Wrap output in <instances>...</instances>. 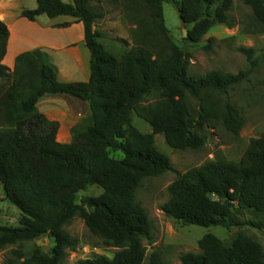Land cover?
<instances>
[{
  "label": "trees",
  "instance_id": "16d2710c",
  "mask_svg": "<svg viewBox=\"0 0 264 264\" xmlns=\"http://www.w3.org/2000/svg\"><path fill=\"white\" fill-rule=\"evenodd\" d=\"M165 1L192 27L185 42L198 45L216 24L235 25L233 0H37V8L22 9L21 17L68 16L84 25L90 79L63 83L42 49L20 54L12 72L3 64L10 32L0 19V184L21 213L19 227L0 226V249L42 236L54 241L49 253L14 250L6 264H63L78 245L65 230L75 218L103 245L118 249L113 258L94 256L75 264H162L159 252L147 254L144 241L153 244V225L137 201L144 179L173 171L155 136L184 151L202 149L206 128L216 123L238 135L243 119L229 100H216L215 94L227 95L251 73L214 70L191 77V54L173 42L165 25ZM242 1L253 14L245 31L264 32V0ZM105 4L120 7L133 27L132 46L118 53L108 50L95 30ZM240 51L252 60L250 49ZM47 95L89 104L90 115L72 130L70 144L58 142L59 123L37 109ZM189 97L198 103L195 113ZM133 114L153 132L133 126ZM117 152L123 158L112 156ZM93 185L104 192L78 204V194ZM168 192L161 210L185 226L264 230V133L251 139L238 162L218 159L194 167L177 175ZM198 245L199 253L181 255L182 264H264V246L245 235L225 244L206 234Z\"/></svg>",
  "mask_w": 264,
  "mask_h": 264
},
{
  "label": "rangeland",
  "instance_id": "374dc122",
  "mask_svg": "<svg viewBox=\"0 0 264 264\" xmlns=\"http://www.w3.org/2000/svg\"><path fill=\"white\" fill-rule=\"evenodd\" d=\"M26 1L31 2V0ZM62 1L73 3V0ZM233 2L234 8L231 15L235 22L234 27L216 24L198 45L183 41L185 39L183 30L186 29L189 32L192 27H186L182 23L173 3L166 1L163 3L165 25L171 39L191 54L189 67L191 77H203L214 70L231 74L251 70V73L246 80L231 88L227 95L215 94L216 100H229L243 119L244 124L238 135H234L220 123H216L206 128L208 141L202 149L184 151L171 149L163 135L155 136L157 147L171 159L173 171L144 179L137 191V201L146 209L153 225V244L144 241L147 254L150 256L154 251L159 252L162 264H182L181 255L199 253V241L206 234L215 235L225 244H231L239 235H245L264 246V230L249 226L231 229L185 226L167 217L161 210V206L169 199L168 187L177 175L218 159L238 162L247 150L251 139L259 138L264 133V32H246L245 29L251 27L253 23L252 10L242 0H233ZM102 7L105 8L104 18L98 20L95 25V30L102 35L100 41L108 50L115 53L126 46L130 48L133 27L126 20L123 10L106 4ZM42 16L46 19L45 15ZM63 17L68 16H61ZM207 46L212 48L207 49ZM241 48L252 51V60L240 51ZM189 105L192 112L195 113L198 110V103L191 97H189ZM132 124L145 134L153 132L150 124L136 114L132 116ZM112 156L117 159L123 158L121 152L113 153ZM103 192V189L97 185L89 186L78 194L77 203L82 204L85 198L97 197ZM0 198V226L19 227L21 213L6 198L1 184ZM65 230L78 241V245L75 251L68 253L63 264H75L94 256L113 258L118 251L103 245L101 240L89 231L81 218H75L65 227ZM53 247L54 241L49 236H42L20 245L8 246L0 249V264H6L7 259L14 258L13 251L17 249L29 255L35 248L49 253Z\"/></svg>",
  "mask_w": 264,
  "mask_h": 264
},
{
  "label": "crops",
  "instance_id": "0c3cea01",
  "mask_svg": "<svg viewBox=\"0 0 264 264\" xmlns=\"http://www.w3.org/2000/svg\"><path fill=\"white\" fill-rule=\"evenodd\" d=\"M36 8L37 0H0V19L10 32L3 64L12 72L20 54L42 49L49 63L56 67L60 82H88L91 52L83 23L69 17L40 16L36 21L21 17L22 9ZM64 23L70 25L59 27ZM37 109L50 121L59 123L57 140L63 144L72 142V130L90 115L87 102L66 95H47L38 102Z\"/></svg>",
  "mask_w": 264,
  "mask_h": 264
},
{
  "label": "water",
  "instance_id": "95a60500",
  "mask_svg": "<svg viewBox=\"0 0 264 264\" xmlns=\"http://www.w3.org/2000/svg\"><path fill=\"white\" fill-rule=\"evenodd\" d=\"M188 31L186 29L183 30V38H188Z\"/></svg>",
  "mask_w": 264,
  "mask_h": 264
}]
</instances>
